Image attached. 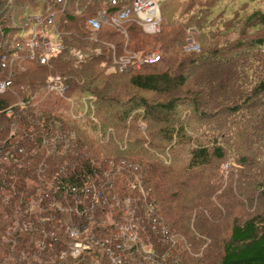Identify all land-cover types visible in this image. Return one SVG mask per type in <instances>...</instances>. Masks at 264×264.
<instances>
[{
  "label": "trees",
  "instance_id": "obj_1",
  "mask_svg": "<svg viewBox=\"0 0 264 264\" xmlns=\"http://www.w3.org/2000/svg\"><path fill=\"white\" fill-rule=\"evenodd\" d=\"M81 1L84 5L82 12L77 15L71 8L70 0H62L61 3L58 0H13L12 2L0 0V54L9 55V58L13 60L7 69L0 70V75L11 79L13 83L11 91L5 95L0 94V128L2 127L3 131L0 134V141H2V143L0 142V264H91L92 260L87 257H80V261L70 255L61 259V254L70 252L68 249L72 240L64 221L71 219L68 213L61 212L56 206L59 207L62 203L58 199L64 198L63 196L84 197L85 195L91 196V194L101 198L106 197L108 202L116 199L121 204L129 200L133 205H147L144 206L145 211H142L145 214L151 206L153 218L157 219L159 216L160 220L164 222V226H167L166 231L157 237L158 232L152 231L149 225L144 224V228L141 227L139 231L138 241L133 249L122 250V252L124 251L122 264H131L132 262L133 264H195L191 261L188 262L189 256L195 254L199 258L203 257L206 255L207 249L200 254L196 251V248L199 247L201 250L206 244L202 245L201 240L196 237V234L201 230L197 227V230L194 229L192 220L193 218L201 219L202 213L199 211V205H205L204 208H206L208 203L202 202V195L193 185L194 175L197 172L203 175L202 171L205 172L207 169L213 168L216 163L221 164L227 159L225 151L227 133L216 128L218 135H213V140L207 143L198 136L194 138V131L188 130L186 124L177 122L179 118L176 116V111L181 105L184 106L187 103L199 119H206L211 117L216 110H227L229 105L226 106V104L230 100L229 98L233 99L232 110L240 111L248 98L252 99L258 94L259 96L264 95V69L261 70L263 64L256 68L259 77H257L255 86L251 87L250 83L253 80L245 71L248 62L260 64L262 61L261 59L242 60V53L239 51L242 48L239 47L241 43L232 47L226 45L223 48L215 49L214 46L209 47L208 50L203 48L201 55L192 54L186 61H182L178 55L167 54L169 53L167 49L171 47L169 41L172 36L164 32L162 36L165 34H167L166 38L170 36L166 43L161 42L165 37H161L155 43H149L143 39L141 43H134L132 46L127 43L130 51L135 49L138 54L141 52L143 57L146 56L148 50H153L152 46L161 47L163 51L161 61L154 66H142V69L153 68V71L142 72L131 68L128 73L106 74L107 67L98 69L99 65L104 63L111 65L114 54L118 56L124 53L125 44L115 43L119 36L118 30L102 31L93 38L85 28V24L88 18L97 16L96 14L100 11H104L107 18L110 19L123 12L124 8H131V3L123 2L113 5L111 0H93L95 3L90 4L88 2L91 0ZM262 1L264 2V0ZM51 14L54 15L55 23L52 27H47V32L50 34L58 30L64 44V51L51 56L48 65L42 66L30 60V50L27 47L25 34H28L33 27H39L38 19L47 23ZM132 17L133 15L130 16V18ZM205 18L206 16L202 12V17L197 20ZM245 22L252 24L251 26L258 24L257 27H264V12L252 13ZM162 23L163 18L161 26ZM138 27L135 23L130 22L125 29L137 35L140 33ZM162 30L161 28L158 35ZM176 37L174 36V40ZM178 38L180 41L182 40L180 37ZM257 42L250 43L248 50H252L251 52L259 54V56H264V43ZM72 50L82 53V60L73 57ZM90 60L93 61V65H91L94 69L93 75L85 79L81 72H87L84 67ZM172 60L176 62L166 71L155 70L159 64ZM207 61H211L212 65L217 63L215 69H218L219 72L218 80L211 81L208 75L211 71H207L196 78L198 84L207 89L188 88L186 93L181 92L188 84L194 82L188 75V71L186 74L184 70L193 69L197 65L206 66ZM18 62H23L22 65L27 66V69L24 68L25 72L16 64ZM48 68L56 70V74L67 76L69 84L77 79L76 82L82 85L81 87L88 86L86 93L96 96L100 107L106 103L108 107L114 108L108 111V118L112 117L111 119L115 120L118 118V121L121 122L125 121L131 113L136 112V117H141L143 120L155 121L157 125L165 123V127L159 130L160 138L168 142L172 150L176 146L189 144L191 151L188 165L185 168L181 167L182 170L173 166L165 167L159 163L161 162L159 160L150 161L149 165L139 162L137 168L131 165L132 169L128 170L127 166L124 168L120 166L122 172L112 171L108 174L106 169H97L92 166L91 159L93 158L88 156V158H82V162L80 161L81 169L72 170L68 166H63L66 172L64 170L62 172L53 165L50 167L51 169L40 173L39 166L50 161V157H54V154L57 157L67 155V153H62L65 141L49 145L48 138L52 135L55 136L61 123L65 125L64 128L71 129L72 125L69 122H74L71 116L65 119L58 114L45 113L44 110L37 117L40 111L34 112L29 93H34V84L41 81L39 73ZM77 71L80 73L77 74ZM253 78L255 79L254 76ZM120 81H123L125 86L121 88V91L118 89L117 92V88L121 87ZM237 81L239 84L241 82L243 84L232 85L234 82L238 83ZM74 86L76 91L80 90L77 84ZM123 93L129 98L127 101H122L121 94L123 95ZM141 93H154L162 96L163 99L160 102H150ZM15 97L17 100L20 97L27 107L25 111L30 112L18 120L25 129L19 134L10 136L11 122L7 118L6 112L9 109H16L18 102H9V98L16 99ZM19 102L21 101L19 100ZM221 102H224L225 106ZM246 106L248 107V105ZM126 110L128 111L126 112ZM161 116L165 120L160 118ZM176 122L177 125H175ZM7 123L10 127H7ZM31 129H34L35 133L29 131ZM68 131L70 132V130ZM227 132L231 133L232 131ZM64 134L65 140H68L69 133L67 134L65 131ZM17 136L21 138L19 141H17ZM75 136V138L78 137ZM84 140L79 138L76 142V144L79 143V149L87 144ZM70 141L72 142V140ZM92 145L95 146V144ZM139 146L144 151H139V153L148 155L152 150V145L144 147V143H140V141L132 143L130 148L137 151ZM167 147H164V150ZM240 149L247 151L244 148ZM64 150L68 151L69 148ZM103 156H106L104 161L115 159L112 155L101 153L100 157ZM242 158L241 162H246V157ZM3 159H6V163H3ZM35 170L38 171L35 172ZM211 177L214 178L212 184H217L215 176ZM221 178L223 179V176ZM217 181L219 184L218 178ZM153 183L156 185L153 186ZM165 183L170 185L167 187ZM223 183L225 184L224 179ZM88 185L91 187L89 190L85 187ZM72 189H76L77 192H73ZM155 189L159 190L160 195L158 193V198H155L157 202L154 201V204L151 205L148 197L152 198L156 192ZM218 193L215 198H213V192L208 191L206 195L210 202L217 199L220 205L222 194ZM169 199L178 203L173 205L170 202L172 204L170 208L162 209L161 205H165L164 202ZM180 199L186 200V204L179 205ZM213 205L215 207L214 203ZM218 208L223 207L218 206ZM218 208L216 206V213L219 212ZM58 215H62L66 219L61 218L62 220H60L57 218ZM157 220L161 226V222L159 219ZM81 221H84L80 225L83 228L90 224L91 219L87 218ZM97 222L99 221H96L95 224ZM101 224L103 223L95 225L94 233L99 232V227L101 228L100 233L102 232L103 226H99ZM107 233L109 234V232ZM205 234L201 233V236ZM206 241H211V239ZM216 244L219 256L216 257L217 260L212 257L213 261L207 264H264V213L245 220H235L231 225L229 235L221 242L217 241ZM102 250L101 247L93 248L90 253L99 258L101 264H113L108 255L102 254Z\"/></svg>",
  "mask_w": 264,
  "mask_h": 264
},
{
  "label": "rangeland",
  "instance_id": "obj_2",
  "mask_svg": "<svg viewBox=\"0 0 264 264\" xmlns=\"http://www.w3.org/2000/svg\"><path fill=\"white\" fill-rule=\"evenodd\" d=\"M58 2L61 3L62 0H58ZM70 2L71 8L74 9V12L77 13V15L80 14L82 12V6L84 5V3H82L81 0H70ZM157 2L159 4L160 15L163 18V23L161 26L163 30L160 35H151L145 33L144 30H142L143 28L136 16H133L132 18L127 20H119V24H114L112 22V18H110L108 19L107 23L103 25L101 30L91 27L89 29L86 22L85 28L88 29L93 38H95V36H97L102 31L114 29L116 31L118 30L117 34H119L118 38H116L115 40V43L121 42L125 44L123 47V54L118 56L117 54H114L112 57L113 59L111 65L110 63H107L108 65L104 63L103 65H99L98 69L107 67V71H105L106 74L113 73L115 68L113 65H115V62L130 63L131 61V68L134 70H141L142 72L153 71V68L142 69V66L139 65L140 60L143 58L142 54H140L141 52L138 54V52L132 48L131 49L133 51H130L127 43L132 46L134 45V43H141L142 39L146 40L149 43H155L156 40L161 39V37L163 38L165 37V35L167 36V34L162 36L164 32H167L171 34L170 36H172L171 41H169L170 36L167 38L165 37V39L161 40L162 43H166L169 41V46L171 45V47L167 49L169 53H166L169 55H178V57L182 61H186L187 58H190L192 56V54L201 55L203 48L205 50H208L209 47L214 46L215 49L218 47L223 48L226 45L232 47L236 44L238 46L239 43H241L239 47L242 48L239 51L240 53H242V60L247 59L246 61H248V59H261L262 61H260V64L256 62H248V70H245L247 71L246 73H248L249 78H252L253 80L251 83H248H250L251 87L253 85H256L257 77H259L258 73L256 72V68L261 67L259 65L263 64V68L261 67V70L264 69V58H262L264 56H259V54L251 52L252 50H248V48L250 43H255L257 41H262L264 43V27H257L258 24L255 26H251L252 24H248L245 21L254 12H264V2L262 0H157ZM88 3H95V1L91 0ZM202 12L204 13V16H206V18L198 21L197 19H200L202 17ZM194 16L198 18H195ZM50 18H52V23H55L53 20V14H51ZM130 22H133L139 26V34L136 35V33L128 32L125 29ZM52 26L49 25V27ZM55 34L56 35L53 37L55 41L53 42L61 43L63 45V50L61 52H63L64 44L62 39L60 38L58 30L55 31ZM174 36H177L175 40ZM178 37H180L182 40L180 41ZM190 38H192L193 44H196L199 47L198 52H193L189 48H187L189 45L188 39ZM175 43L178 44L176 45ZM152 48L153 50H148L146 56L151 54H157L161 56L163 54L161 47L152 46ZM97 52L100 53V51ZM72 56L78 59L83 58V54L75 50H72ZM32 62L36 63L35 60H33ZM175 62L174 60L170 62L165 61L159 64L155 70L160 72L166 71L168 67H172L173 63ZM22 63L23 62H18L16 64L20 68H23V72H25L27 66L22 65ZM211 63V61H207L206 66L200 67L199 65H197L193 69L184 70L186 74L188 71V75H190V78L194 82L188 84L185 88H183V91L181 92L186 93L188 91V88H192L194 90L205 88H202L198 84V80H196V78L203 75L207 71H211L208 73L211 81L218 80L219 72L218 69H215L217 67L215 66L217 65V63L215 65H212ZM91 65H93V61L91 60L88 64H86V66L84 65V69L86 68L87 72H81V75H83L85 79L93 75L92 72L94 71V69L93 66L91 67ZM252 65L254 66V68ZM130 71L131 70H128L127 73ZM56 72L57 71L53 68H48L39 73V80L41 81L34 84V93H29L31 95L32 107L34 109V112L38 113V111H40L37 117H39L41 112L45 110V113L51 112V114L53 115L58 114L65 119L66 117L71 116L72 119H74V122H69V124L72 125L71 129L68 127L64 128L65 125L61 123L60 129L56 130L55 136L52 135L47 140V143L49 145H56L62 141H65V148H63L62 150L63 152L60 150L59 152H62L64 154L67 153V155L65 156L66 158L62 156L57 157L56 154H54V157H50V161H48L44 165L39 166L38 170H40V173L51 169L50 167L53 165L55 167H58V169L62 172L63 170L66 172L64 168L66 166L70 167L72 170L81 169V162L83 161L82 158H88V156L93 158L91 159V165L95 167L97 166V169H106L105 171H108V174H110L112 171L122 172L121 167L124 165L127 167L132 165L134 168L135 166L137 168L139 162L149 165L150 161L154 162L159 160L161 161L159 163H161V165H165V167L173 166L174 168L180 169H182L181 167L185 168L188 165L191 151V147L189 146V144L176 146L175 149L172 150L170 149V144L160 138L159 130L165 127V123L162 122L163 125H157L155 124V121L149 122L148 119L143 120L141 117H136V112L131 113L129 117H126L125 121L122 120L121 122L118 121V118L116 120L111 119L112 117L108 118V111H111L114 108H111L110 106L108 107L106 103L102 104V107H100L97 97L88 95V93H86L88 86L81 87L82 85L76 82L77 79L69 84L67 76L64 77L63 74L59 75L60 73L56 74ZM78 73H80V71H77V74ZM117 73L123 74L119 72V70ZM223 73H225V71H223ZM253 76L255 77V79L253 78ZM57 77L61 79L60 83L61 87L63 88L61 89L65 90V92H60V89L53 88L58 84L57 82H53V79ZM120 82L121 87L117 88V92L118 89L119 91H121V88L125 86V83L123 81ZM228 82L230 83V81ZM237 82L238 83L234 82L232 85L237 86L239 84V81ZM74 84H77L80 90L76 91ZM241 84L243 83L241 82L239 85ZM22 86L21 88L24 87ZM52 88L55 90H53ZM12 89L13 87L10 89V91ZM5 94L6 93L2 95ZM141 94L144 95L150 102H160L163 99L162 96H158L154 93ZM121 99L122 101H127L129 98L125 95V93H123V95L121 94ZM229 99L230 100H228V103L226 104V106L229 105V107L226 108L227 110H216L211 117L206 119H199L196 113L191 107L187 105V103L184 104V106L181 105L176 111V116L179 118L178 120V118L176 117V119L178 120L177 122L186 124V128L188 130L194 131V138L198 136V138L203 139V141L207 143L213 140V135H218V133H216V128H220L223 133H227V138L225 139L227 143V146L225 144L227 159L224 160V162L221 164L219 162L216 163L213 168H210L209 170L207 169L205 172L202 171L203 175L198 172L194 175L195 178L193 185L196 187V190L198 189L200 194L202 195V202L205 201L206 203H208V206H206V208H204L205 205H199V211L202 213V216L200 217L201 219L193 218L192 220V226H194V229L197 230V228H199V230H201L196 234V237L201 240L200 242L202 243V245L203 243L206 244L203 245V248L201 250L199 249V247L196 248V251H198L200 254L203 252V250L207 249L206 255L200 258L195 254L192 255L190 253L191 255L189 256L188 262L191 261L195 264L211 263V261H213V258L215 259L217 256H219V254L217 253L218 250L216 247V242H221L229 235L231 225L235 220H245L252 216L258 215L259 213H264V95L259 96L258 94L255 95L252 99L248 98L246 104H243L241 110L237 112L232 110L234 107L231 105L233 99ZM19 100L22 102L20 97H18V100L17 98H9L10 103L11 101H17V105H20L21 103L19 102ZM221 104L225 106L224 102H221ZM246 105H248V107ZM127 111L128 110H126V112ZM27 112L30 111L23 110V112L17 113L13 117V119H10V136L19 134L25 129L22 123L18 120L21 119V117L27 116ZM160 118L164 119L163 116H161ZM67 120L69 121V119ZM177 122L175 125L178 124ZM7 127H10L8 123ZM68 130H70V132ZM229 130L232 132H227ZM29 131L35 133L34 129H31ZM65 131L67 132V134L69 133L70 137L67 138L68 140H65ZM2 132L3 131L1 127L0 134ZM220 133L219 135L222 136ZM75 135H77L78 137L75 138ZM188 135L190 136L191 133ZM79 138L83 140L86 138V140L84 141H86L87 144L82 149L78 148L79 143L76 144ZM20 139L21 138L17 136V141H19ZM69 139L72 140V142ZM229 139H231V141H229ZM135 141L144 143V147L152 145L151 152L148 153V155L147 153H139V151L144 152L143 148H140V146L137 151H133L130 146L132 143L134 144ZM0 142L2 143V141ZM92 144H95V146ZM166 146L168 147L164 150V147ZM239 147L247 149V151L241 150ZM68 148V151L64 150ZM229 148L230 150H228ZM101 153L108 156L112 155L115 159L111 158V160L109 161H104V158H106V156L100 157ZM242 157H246V162H241V159H243ZM61 166L62 168H60ZM38 170H35V172ZM139 172H141V170H139ZM211 176H215L217 184H212V180H214V178ZM221 176H223L225 184L223 183V179L221 178ZM217 178L219 180V184ZM154 184L155 183H153V186L156 185ZM169 185L170 184L165 183V186L168 187ZM158 186L160 187V185ZM87 187L88 189H91L89 185ZM218 189L219 191H217ZM155 191V193L153 191L154 194L152 195V198L148 197V199H150L149 201L151 205L154 204L153 202L155 201V198H158L159 190L155 189ZM208 191L213 192V198L218 196L217 192H219L218 194H222L220 205L219 201L217 199H214L212 201L215 204L214 207L213 203L210 202L208 196L206 195V192ZM36 194L39 195V193ZM63 197L65 199H58L59 202L62 201L58 209L63 213H68V215L70 216V221H64L66 227L79 228L82 224L81 222L84 223V221L75 218L76 207L80 205L85 206V212L87 213L85 217L91 219V221H89L90 224H88L89 229L84 231V238L81 240L79 239L78 243H87L86 238L90 236L91 240L95 238L98 243H101L103 240H105V238H108L106 237L104 229H102L101 233L100 227L98 230L99 232L94 233L93 230L95 225H97L98 223H103L99 225L103 226V228H108L106 223H108L109 225L116 223V218H113L116 215L113 212L117 207V204L114 201L108 202L106 197H100V201L97 202V196H94L92 194L91 196L85 195L84 197L77 195ZM180 200L181 201H179V205L186 204V200ZM156 202L157 201H155V203ZM170 202H172L173 205H176V203H178L169 199L164 202L165 205H161V208H170L172 205ZM118 204L128 206L131 205L127 200L125 204ZM216 206L217 208L218 206H222L223 208H218L219 212L216 213ZM103 210H105V213ZM212 210H214L215 212H213ZM57 218H60V220H62L61 218L66 219L65 217H62V215H58ZM157 219H159V222H161L162 224L161 227H159L157 234V237H160V235L163 234V229L164 231H166L165 229H167V226H164V222L160 220L159 216H157ZM96 221L99 222L95 224ZM201 233L206 234L201 236ZM110 235L112 236V233H110ZM208 239H211V241H206ZM88 245L91 246L92 244ZM94 248L97 249V247ZM68 255H71L70 252L61 254V259ZM80 255L82 256V258H90L92 260V263H95L96 261L95 256L91 253L85 252ZM80 255L75 259H79L80 261ZM131 264H133V262Z\"/></svg>",
  "mask_w": 264,
  "mask_h": 264
},
{
  "label": "built area",
  "instance_id": "obj_3",
  "mask_svg": "<svg viewBox=\"0 0 264 264\" xmlns=\"http://www.w3.org/2000/svg\"><path fill=\"white\" fill-rule=\"evenodd\" d=\"M12 2L13 0H9ZM113 5H116L118 3L123 2H130L131 8H124L123 12L118 13V15L112 17V22L114 24H119V20H127L130 18L131 15L136 16L139 21L140 25L142 26L143 30L147 34L156 35L159 34L161 31V22L162 17L160 15V9L159 4L157 0H111ZM124 7V6H123ZM108 18L104 11H100L97 16L90 17L87 19V26L95 29H102L103 25L107 23ZM39 27L32 28L28 34H25V37L27 38V47L30 50L29 56L30 60H35L36 63H39L40 65H47L49 62V59L51 56L57 55L61 53L63 50V45L55 41L53 37L54 34H49L47 32V27L49 25H53L52 18L47 20V23H45L43 20L38 19L37 20ZM44 26V27H43ZM56 43V44H53ZM188 47L193 52H198L199 47L196 44H193L192 38L188 39ZM18 49H20V46H18ZM15 55V54H14ZM9 55L0 54V70L7 69L10 63H13V60L9 58ZM15 57V56H14ZM81 58V57H80ZM82 60V59H79ZM161 61V56L157 54H151L148 56L143 57L139 65H148V66H154L158 64ZM129 62H115V65H113L114 72L119 70L121 73H126L128 70L131 69L132 63ZM115 72V73H117ZM61 79L59 77L53 79V82H57V86L53 87L55 89H60V92H65V90H62L60 83ZM52 82V81H51ZM13 83L12 80L9 78H4L0 75V94H4L10 91L12 88ZM52 88V89H53ZM62 88V89H61ZM53 89V90H55ZM27 107L24 102H21L20 105L16 106L15 110L9 109L6 112V116L9 119H13V117L20 112H23ZM3 163H6V159L2 160ZM93 166V165H92ZM97 167V166H96ZM125 165L123 166V168ZM128 170L131 168V166L127 167ZM87 190L88 187L85 186ZM76 189H72L73 192ZM97 196L98 201H100V197ZM65 199V198H64ZM129 203L130 201L127 200ZM117 204V207L114 210V214L116 215L113 218H116V223L109 225L106 223L108 228H103L105 230L106 237L105 240H103L101 243H98L95 238L91 240V236L86 238L87 243H78V240L84 238V231L89 229V226L86 227H79V228H72L68 227L67 231L70 235V238L72 242L69 245L70 250V256L73 258H76L82 253H90V251L94 247H101L103 250L102 254H106L111 259V262L113 264H122L123 262V252L122 250H129L133 249L134 245L137 243V238L139 236V231L141 230V227L144 228V224H147L150 226L152 231L159 230V227H161L158 223V220L151 215L152 210L150 207L148 208L147 213H142V211H145V207L147 205H119L118 200L115 199L114 201ZM121 204V203H120ZM125 204V203H124ZM57 208L58 205H56ZM76 207L75 210V218L79 220H83L85 215L87 213L85 212V206L80 205ZM105 213V210H103ZM109 232V234L107 232ZM115 232V233H114ZM164 233V229L162 231ZM112 233V236L110 235ZM82 234V235H80ZM98 243V244H97ZM88 244H92L89 246ZM92 248V249H91ZM120 251V252H119ZM80 257H82L80 255ZM96 258L95 263L91 264H101L99 258Z\"/></svg>",
  "mask_w": 264,
  "mask_h": 264
}]
</instances>
